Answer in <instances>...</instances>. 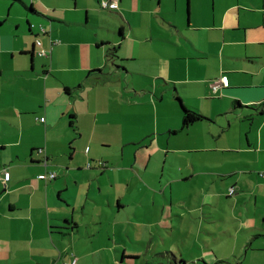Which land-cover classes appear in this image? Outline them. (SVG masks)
Masks as SVG:
<instances>
[{
  "label": "crops",
  "instance_id": "crops-1",
  "mask_svg": "<svg viewBox=\"0 0 264 264\" xmlns=\"http://www.w3.org/2000/svg\"><path fill=\"white\" fill-rule=\"evenodd\" d=\"M22 1L36 17L25 18L49 32L21 21L0 32V167L10 172L0 182V264H80L92 253L80 232L93 236L94 198L139 206L123 201L135 185L151 205L198 211V223L228 213L250 236L240 244L247 255L264 238V0H213L210 10L200 0H120L97 20L98 0ZM36 35L50 54L29 69ZM222 75L228 83L214 92ZM182 105L209 122L182 128ZM254 115L259 133L244 141L240 121ZM46 172L56 177H37ZM182 191L200 198L184 201Z\"/></svg>",
  "mask_w": 264,
  "mask_h": 264
},
{
  "label": "rangeland",
  "instance_id": "rangeland-1",
  "mask_svg": "<svg viewBox=\"0 0 264 264\" xmlns=\"http://www.w3.org/2000/svg\"><path fill=\"white\" fill-rule=\"evenodd\" d=\"M200 1L205 7H209V10L211 9L213 0ZM80 2L81 4L78 1L79 6L86 3V1L84 3L83 1ZM228 2L229 0H226L223 5H227ZM70 4L73 6L74 0H70ZM94 6L97 8L94 13L96 20L103 15H114L108 11H103L104 9H99L100 7H98L96 1ZM30 13L31 11L19 2L12 3L11 0H0V15L4 14L5 16L0 21V32L4 30L5 33H9L12 30V24L14 25V22L17 21H21L25 27L27 25L25 17L36 18ZM76 14L83 15L84 19L85 10L82 13L76 12ZM185 21L187 22L186 10ZM31 44H28L30 49ZM34 56L39 57L37 51ZM30 62L29 56V69L31 67ZM33 71L40 72L41 76L45 75L38 69ZM250 111L247 110L246 114H251ZM258 116L254 115V120L242 119L240 121L243 127L247 128L241 136L244 141L246 135L254 137L256 132L259 133ZM219 118L224 120L225 117L221 116ZM202 121L209 122L207 119ZM237 128V126H234L230 134H236ZM202 132H204L203 125L199 123L197 133ZM131 190L132 192L129 194L131 199L123 201L128 200L131 202V200L138 198L143 202H139V206L128 204V206L119 208L115 206L116 201H113L114 206H110V197L104 196V199L94 198L95 206L88 207L94 218L87 223L91 226L88 233L93 236L84 239L87 235L86 229L82 228L80 232L81 242H85L83 248L89 249L92 253L86 255L80 264H235L238 262V257L240 258V264H259L264 252L252 249L264 243V238L254 240L252 246H248L249 250L246 255L244 248L240 249V244L242 241L243 243L245 241L249 242L250 236L235 228V223L240 226L241 222L228 217V213H225L224 221L219 218L220 213H218L217 222L206 221L202 223L200 220L198 223V218L201 217L198 211L189 212L184 210V208H181L184 207L183 204L180 205V208L173 206L170 209L168 205L162 209V204H150L149 200L153 197L151 193L146 190L140 192L136 185ZM187 190L191 193L194 192V190ZM108 191H110L109 188L108 190L103 189L97 195H107ZM199 198L200 196L189 197L185 194V191L181 192V199L184 201L188 202ZM157 200H159L158 195ZM101 203L103 206H100ZM235 209L236 213H239V209H241L239 204L235 206ZM119 210H122V212L117 213ZM161 211H164L163 216H157V213ZM251 253L254 254V258L250 261ZM76 257L78 258V255Z\"/></svg>",
  "mask_w": 264,
  "mask_h": 264
},
{
  "label": "trees",
  "instance_id": "trees-1",
  "mask_svg": "<svg viewBox=\"0 0 264 264\" xmlns=\"http://www.w3.org/2000/svg\"><path fill=\"white\" fill-rule=\"evenodd\" d=\"M99 2H100V0H98ZM119 1L120 0H117V2L119 3ZM11 2L12 3H14V2H19V3H21L22 5H24V7L26 8V9H29V10H32V8L31 7H27L24 3H23V1L22 0H11ZM118 7V6H117ZM101 8V7H100ZM101 9H113V8H101ZM26 24L28 25H26L27 26V28H28V30L29 31H31V30H35V29H38L37 31H38V33H46V32H49V30H47L46 28H44V27H42V26H37V25H35V24H32L30 21H28L27 19H26ZM43 28V29H42ZM42 29V30H41ZM34 37V36H33ZM35 42H40V40L37 38V35L33 38V44H31V46L32 45H36V43ZM55 43H57L56 41H53V40H51L50 41V45H51V47L55 44ZM40 44H41V42H40ZM36 47H38V46H36ZM35 46L33 47V51H29L28 52V57L29 56H31L30 57V59H31V62H32V60H33V57H34V54L36 53V51H38L39 49H37ZM116 49H117V47H110L109 49H108V56L110 57L109 59L111 60V59H113V57L115 56V57H117V55H116ZM45 51H47V55H39V57H49V54H50V51L49 50H45ZM223 76V75H222ZM222 76H220L219 78H217V79H215L214 81H218ZM226 77V76H225ZM227 78V77H226ZM227 83H228V79H227ZM227 85V84H226ZM225 85V86H226ZM219 89V88H218ZM217 89V90H218ZM216 90V91H217ZM236 103H239L238 101H236ZM237 105H240V104H237ZM251 107V106H250ZM261 107V109L259 110V108ZM252 108V107H251ZM257 110H259V113H263V111H264V101H262L261 103H260V106L257 108ZM42 119H44V118H42ZM205 119V116L203 115V114H201L199 111H197V110H193V109H188V108H186V107H184L183 105H182V120H181V125H182V128H185V127H187L188 125H190L191 123H195V122H197V121H200V120H204ZM40 120H41V118H40ZM41 121H43V120H41ZM38 151L39 152H42V148H38ZM86 151V150H85ZM99 161H102V160H99ZM43 164L44 165H46V160H44V162H43ZM90 163L89 162H87V167H90ZM4 169H6V171H8L9 172V170L7 169V168H4V167H0V172L1 171H4ZM47 173H53L54 174V176L52 177V176H46V177H38L39 179H41V180H43V181H50V180H53L55 177H56V174L54 173V172H46V173H41V174H39V175H42V174H47ZM258 175L260 176V177H262V178H264V172H259L258 173ZM9 179H10V172H9ZM9 179L7 180V181H4L1 177H0V182L1 183H3L4 184V186L6 185V183L9 181ZM234 188V187H233ZM234 192H235V189L233 190V193L231 194V195H233L234 194ZM229 193V189H228V191H227V195L228 196H231V195H229L228 194ZM84 216V215H83ZM85 217V216H84ZM85 219H88V218H86L85 217ZM66 224H67V222H66ZM69 226H63V228H68ZM69 229H71V228H69Z\"/></svg>",
  "mask_w": 264,
  "mask_h": 264
},
{
  "label": "built area",
  "instance_id": "built-area-1",
  "mask_svg": "<svg viewBox=\"0 0 264 264\" xmlns=\"http://www.w3.org/2000/svg\"><path fill=\"white\" fill-rule=\"evenodd\" d=\"M99 5L101 8H117L118 2H117V0H100ZM35 43H36V46L40 47V42H35ZM37 53L39 55H42V56L47 55V51H45V49H42V48H40L37 51ZM226 84H227V78L225 76H222L217 82L216 81L212 82L211 88L215 92L219 87L225 86ZM41 120H43V119L41 118ZM87 150H88V147L86 148V151ZM98 165L100 167H102L104 165V163L102 161H98ZM46 176H52L53 177L54 174L53 173H47V174L39 175L38 177L40 178V177H46ZM0 177L4 181H7L9 179V172L6 171V169H4V171L0 172ZM233 190H234V188L230 187L228 194L231 195L233 193ZM65 264H76V259L73 257L69 263H65Z\"/></svg>",
  "mask_w": 264,
  "mask_h": 264
},
{
  "label": "water",
  "instance_id": "water-1",
  "mask_svg": "<svg viewBox=\"0 0 264 264\" xmlns=\"http://www.w3.org/2000/svg\"><path fill=\"white\" fill-rule=\"evenodd\" d=\"M31 51H33V47L31 48ZM31 57V56H30Z\"/></svg>",
  "mask_w": 264,
  "mask_h": 264
},
{
  "label": "clouds",
  "instance_id": "clouds-1",
  "mask_svg": "<svg viewBox=\"0 0 264 264\" xmlns=\"http://www.w3.org/2000/svg\"><path fill=\"white\" fill-rule=\"evenodd\" d=\"M36 46V45H33V47Z\"/></svg>",
  "mask_w": 264,
  "mask_h": 264
}]
</instances>
